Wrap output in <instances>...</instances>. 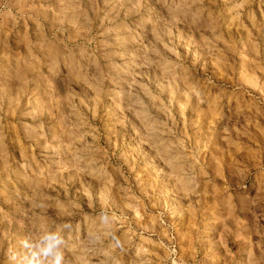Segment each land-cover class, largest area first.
<instances>
[{
  "label": "rangeland",
  "instance_id": "374dc122",
  "mask_svg": "<svg viewBox=\"0 0 264 264\" xmlns=\"http://www.w3.org/2000/svg\"><path fill=\"white\" fill-rule=\"evenodd\" d=\"M66 222L65 264H264V0H0V264Z\"/></svg>",
  "mask_w": 264,
  "mask_h": 264
},
{
  "label": "clouds",
  "instance_id": "9594fccd",
  "mask_svg": "<svg viewBox=\"0 0 264 264\" xmlns=\"http://www.w3.org/2000/svg\"><path fill=\"white\" fill-rule=\"evenodd\" d=\"M98 219L102 225L110 227L114 215L106 210L98 213ZM23 228V224H21ZM71 223H64L55 230H29L26 236L18 241L19 250L9 247L5 253L9 264H65V249L67 241L63 234L65 229L70 230ZM95 236L94 240L99 241ZM113 248L123 249V243L119 237L112 234Z\"/></svg>",
  "mask_w": 264,
  "mask_h": 264
}]
</instances>
